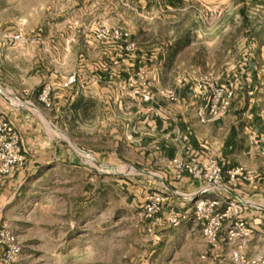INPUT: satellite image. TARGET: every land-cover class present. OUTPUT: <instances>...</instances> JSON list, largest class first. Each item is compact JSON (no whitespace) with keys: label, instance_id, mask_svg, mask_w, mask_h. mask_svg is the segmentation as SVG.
Here are the masks:
<instances>
[{"label":"rangeland","instance_id":"obj_1","mask_svg":"<svg viewBox=\"0 0 264 264\" xmlns=\"http://www.w3.org/2000/svg\"><path fill=\"white\" fill-rule=\"evenodd\" d=\"M245 53L264 71V0H0L1 101L30 108V96L47 90L49 107L63 104L52 131L105 161L122 149L115 136L128 92L143 81L152 87L156 73L171 85L224 71ZM106 163L95 167L98 185L83 175L82 184L53 191V221L28 217L26 207L7 211L0 227L20 246L12 264H217L194 225L147 233L138 217L143 192ZM23 188L46 191L43 183Z\"/></svg>","mask_w":264,"mask_h":264},{"label":"crops","instance_id":"obj_2","mask_svg":"<svg viewBox=\"0 0 264 264\" xmlns=\"http://www.w3.org/2000/svg\"><path fill=\"white\" fill-rule=\"evenodd\" d=\"M238 70L237 63L227 69L223 82L243 79ZM190 76L187 74L184 78ZM152 88L153 93L175 88L177 99L170 102L156 97L155 102H143L139 96L128 92V98L119 105L122 132L115 136L122 149H115L108 155L106 164L112 173L125 169V184L134 187L137 183V189L143 192V200L151 189L161 190L162 184H167L169 190H164V193L171 196L170 203L180 214L191 213L192 202L187 196L215 201L216 210H222L228 201L248 203L245 219L253 234L244 252L246 255L253 254L264 245V71L258 68L253 57L249 75L233 100L230 112L205 123L197 117V109L203 101L194 98L187 86L177 85V80L171 85H162L156 73ZM29 99L30 108L17 103L8 104L0 99V119H6L18 132L27 154V161L21 169L10 177L0 179V220L6 219L9 209L18 206L27 208L28 217L36 219L35 216L43 214L44 220L53 221L57 214L49 208L54 204L53 191L60 189L64 193L72 182L82 184L83 175L90 176L91 185H98V171L93 161L96 165L100 160L106 162L96 151H91L89 157L83 156L52 131V122L62 123L63 120V104L60 101L46 107L35 95ZM90 132L96 134L97 131ZM177 135L189 136L191 144L187 154L201 158L211 156L222 170L240 167L254 177L238 181L232 188V194L223 189L201 193V182L187 175L179 181L173 180L167 163L180 147V142L175 139ZM254 140L257 145L252 144ZM83 159L90 161L87 160V163ZM132 170L135 174L128 173ZM132 174L138 177H132ZM32 182L45 184L46 191L42 196L36 195V190H32L29 196L22 189L23 184ZM193 225L200 232L199 225L191 217L181 224L186 230ZM223 232L224 229L222 236ZM206 253L217 264H231L229 248L223 243L222 248L216 250L207 246Z\"/></svg>","mask_w":264,"mask_h":264},{"label":"built area","instance_id":"obj_3","mask_svg":"<svg viewBox=\"0 0 264 264\" xmlns=\"http://www.w3.org/2000/svg\"><path fill=\"white\" fill-rule=\"evenodd\" d=\"M12 39L20 41L21 36L16 34ZM252 58L251 53H245L237 63L243 79L236 78L224 83L223 80L227 77L226 70L177 79V85L187 86L194 98L203 101L197 109L200 122L214 121L230 112L233 100L242 90L249 75ZM127 80L129 86L135 82L133 76H129ZM73 83L74 77H71L64 82L63 87H70ZM151 88L150 83L143 81L139 87L133 89L132 93L139 96L143 102H155L156 97L170 102L177 99L175 88L158 90L156 93H153ZM47 94L48 91L43 90L38 100L49 107ZM175 139L180 142V147L167 163L171 178L175 181L187 175L201 182V193H213L223 189L232 194V188L238 181H246L254 177L240 167L222 170L211 156L201 158L198 155L187 154L191 144L188 135H177ZM252 144L258 143L254 140ZM262 145L264 146V141ZM26 161L27 154L22 148L20 135L6 119H0V179L14 175ZM93 165L96 167L94 161ZM166 185L163 183L161 190L151 189L139 207L138 217L144 223V230L147 233L155 234L159 229L178 227L191 217L199 225L200 234L210 250L222 248V243L229 248L231 264H264V245L251 255H246L244 252L253 234L252 227L245 219L248 203L228 201L222 210H216L215 201L185 196L192 202L191 213L180 214L171 205V196L164 193V190H169V186ZM222 229H224L223 236ZM19 254L20 246L14 234L0 227V264L14 263Z\"/></svg>","mask_w":264,"mask_h":264}]
</instances>
